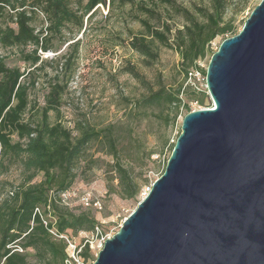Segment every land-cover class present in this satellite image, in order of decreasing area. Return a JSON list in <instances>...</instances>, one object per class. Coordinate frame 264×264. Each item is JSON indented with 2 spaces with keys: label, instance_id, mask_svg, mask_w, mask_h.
I'll return each instance as SVG.
<instances>
[{
  "label": "trees",
  "instance_id": "obj_1",
  "mask_svg": "<svg viewBox=\"0 0 264 264\" xmlns=\"http://www.w3.org/2000/svg\"><path fill=\"white\" fill-rule=\"evenodd\" d=\"M168 2L173 0H0V169L8 168L7 161L19 162L29 172L27 181L0 204V264H32L30 258L34 255L40 264H64L66 243L53 235L51 227L55 225L59 232L74 235L80 231L91 233L96 226L104 228L92 208L75 213L61 199L62 192L73 188L80 175L91 171L95 164L105 163L101 156H93V145L99 146L97 151L112 157L107 163V172H111L107 178L108 193L138 203L142 187H150L155 179L149 182L143 175L153 150L146 152L136 130L137 123L147 117L149 124L157 125L163 149L170 146L169 157L181 131L169 143L168 126L176 121L181 107L187 114L192 110L191 102L204 106L208 98L207 90H199L192 81L196 75L190 73L197 70L206 76L207 69L199 65V60L209 56V63L215 51L211 46L213 40L237 34L245 21L239 28L235 16L225 18L226 0H213L210 7L197 5L196 13L179 8V11L183 9L188 22L175 32V48L182 55V80L169 84L159 74L150 78L134 63H129L125 70L137 80L143 92L134 98L123 95V103H120L128 115L126 121L120 117L94 124L85 117L74 129L62 121L52 122L49 115L52 110L57 116L61 113L65 87L59 80L50 83L41 119L25 118L32 108L29 96L36 80L29 82L26 78L29 71L21 66H10L2 50L16 47L25 62L38 67L37 64L44 61L39 51L57 49L54 39H67V30L72 32L76 27L81 32L85 21L101 6L108 5L109 12H113L135 4L142 14L158 17L163 23V29L159 30L148 18L136 15L148 35L135 34L129 43L149 68L159 60L158 44H170L171 25L162 19L159 8ZM41 13L40 28L37 21ZM75 42L74 52H78L80 41ZM73 54L64 63L69 68ZM31 73L36 76V72ZM39 174L43 179L33 181Z\"/></svg>",
  "mask_w": 264,
  "mask_h": 264
},
{
  "label": "water",
  "instance_id": "obj_2",
  "mask_svg": "<svg viewBox=\"0 0 264 264\" xmlns=\"http://www.w3.org/2000/svg\"><path fill=\"white\" fill-rule=\"evenodd\" d=\"M167 165L92 264H264V0L206 71Z\"/></svg>",
  "mask_w": 264,
  "mask_h": 264
},
{
  "label": "rangeland",
  "instance_id": "obj_3",
  "mask_svg": "<svg viewBox=\"0 0 264 264\" xmlns=\"http://www.w3.org/2000/svg\"><path fill=\"white\" fill-rule=\"evenodd\" d=\"M226 1L225 18L235 16V21L241 28L243 22L261 0ZM212 3L213 0H173L172 3L160 5L162 19L165 18L171 25L172 32L168 34L170 44H158L159 60L149 68L144 64L142 56L132 49L129 43L135 34L146 33L148 35L136 15L148 18L159 30L163 29V23L158 17L142 14L135 4L117 8L113 12H109L108 5L101 6L90 19L85 21V27L81 32H78L76 27L72 29V32L67 30V39L64 40L61 37L54 39L57 49L39 51L41 57L44 58L43 63L37 64L38 67L41 66L39 69L36 66L31 67L30 62H25L18 48L2 50L4 54H7L10 66H21L26 72L29 71L26 77L29 82L32 79L36 80L35 84L31 85L29 96L32 108L26 112L25 118L33 121L41 119L42 109L47 103L45 96L51 89L50 83L59 80L65 87L61 99L63 104L60 116H57L53 110L49 112L52 122L62 121L65 126L74 129L78 121L85 117L94 124H104L120 117L126 121L128 115L122 109L123 95L134 98L143 92L137 80L126 72V66L134 63L148 77L155 78L159 74L169 84L182 80V55L175 48L177 44L175 32L178 28H183L188 24L183 9L196 13L197 5L210 7ZM179 8L183 9L179 11ZM42 18L43 13L37 21L39 27L42 25ZM198 18L202 20V16L198 15ZM77 39L80 41L79 49L78 52H74ZM222 40V36L213 40L212 49L216 50ZM71 54L74 57L69 68L64 63ZM208 59L209 56L199 60V65L207 69ZM33 71L36 72V76L32 75ZM192 81L196 83L195 86L199 90H207L206 76L203 72L199 71L196 79ZM184 98L188 101V98L185 96ZM211 102L212 99L208 96L204 106L197 101L191 102L190 105L192 110H195V108L208 107ZM185 111V108L181 107L176 121L168 126L169 143H172L180 133ZM146 118L144 117V120L137 123L136 130L143 139L146 152L153 150L151 158L147 159L148 165L143 173L144 177L151 182L161 175L170 153V146L166 145L163 149L161 131L156 124H149ZM74 132L77 133L76 130ZM97 148H99L97 145L91 148L93 156H101L105 163L102 166L95 164L91 171L88 170L79 176L81 178L73 187L77 196L72 197L67 206L73 212L78 213L82 210H89L81 205L80 196L91 194L95 199L98 198L102 207L93 208L91 211L103 223L105 232L114 234L123 224V219L136 209L138 203L131 199H121L115 193H108L107 178L111 172H107L109 168L107 163L112 160V157L97 151ZM7 163L8 168L0 169V204L9 198L19 185L25 183L29 175V172L19 162L7 161ZM83 177L86 178L83 179ZM42 179V174H39L33 181ZM114 183H117V180H114ZM149 188L148 185H144L138 199L141 200L149 192ZM83 234L84 231H80L77 235L72 233L78 240ZM30 251L33 250L30 249ZM30 259L32 264H40L35 255Z\"/></svg>",
  "mask_w": 264,
  "mask_h": 264
},
{
  "label": "built area",
  "instance_id": "obj_4",
  "mask_svg": "<svg viewBox=\"0 0 264 264\" xmlns=\"http://www.w3.org/2000/svg\"><path fill=\"white\" fill-rule=\"evenodd\" d=\"M199 71L194 70L190 75H197ZM77 192L74 188L65 190L61 194V199L64 204H69L72 197H76ZM80 203L84 207L89 208H101V202L98 198H94L91 194L80 196ZM48 225L47 221H44ZM53 235L65 241V253L64 264H92L94 257L98 254V251L104 246L106 240L112 235L105 232L102 226H96L95 230L91 233L84 232L82 238L79 240L72 235V232H59L55 225L50 228Z\"/></svg>",
  "mask_w": 264,
  "mask_h": 264
}]
</instances>
